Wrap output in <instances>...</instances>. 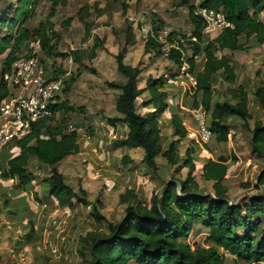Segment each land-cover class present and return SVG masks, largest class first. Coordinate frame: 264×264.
I'll list each match as a JSON object with an SVG mask.
<instances>
[{
    "label": "trees",
    "instance_id": "16d2710c",
    "mask_svg": "<svg viewBox=\"0 0 264 264\" xmlns=\"http://www.w3.org/2000/svg\"><path fill=\"white\" fill-rule=\"evenodd\" d=\"M49 1L50 12L35 34L27 23L40 0H17L11 16H0V102L9 93L3 74L10 71L20 56L26 55L21 53V49L31 39H40L42 54L69 56V52L54 51L51 40L55 33L49 22L54 9L66 6L69 0ZM198 6L221 10L232 27L224 28L216 37L209 39L202 33L201 18L192 13L195 6H188L190 36L197 39V42L188 41L191 52L185 58L190 71L196 76L190 107L204 106L209 115V128L215 141L220 143L227 142L231 134L232 126L227 122L229 118H238L246 123L249 147L263 160L253 184L257 192L243 203L229 202L225 185L229 159L223 155L209 158L201 166L202 176L212 181L214 194H196L190 190L194 184V147L188 144L180 155L175 140H171L165 149L162 148L159 114L168 107L167 92L163 89L162 77L148 76L145 85L140 88V70L124 62L127 45L132 44L134 38L133 28L128 24L124 45L115 55L116 69L124 81L107 82L110 88L119 91L115 108L120 115L112 121L127 127L126 135L115 143L119 147L141 148L142 161L152 170L157 167L156 157L162 154L169 164L176 165V172L180 169V161L188 171L183 180H168L159 193L152 194L149 203L138 199L134 191H128L131 203L124 207V214L119 220L106 222L108 233L93 229L78 237L76 253L79 260L75 264H264V124L255 121L251 127L247 125L252 116L243 86H237L234 104L213 98V82L217 75L229 84L237 80L231 59L216 53L224 49L245 51L254 45L264 44V18L261 16L264 0H199ZM87 15L88 7L84 6L79 10L78 17L83 20ZM160 27L162 24L158 22L150 27V31L155 33ZM177 35L187 38L184 34L170 32L171 37ZM143 49L146 53L154 51L157 55L161 54L157 40L150 33L146 35ZM72 54L77 59V51ZM197 58H200V65ZM171 60L176 66L181 64L177 49H172ZM56 72L62 70L53 69L54 76ZM74 79L71 77L70 81ZM67 80L64 81L63 91L66 90ZM143 92L149 95L143 106H151L152 109L140 113L136 111L135 101ZM254 95L264 104V87L255 90ZM54 110H61L64 114L74 109L62 101L54 104ZM169 122L172 134L178 140L187 136L181 114L172 113ZM66 125L64 118L57 120L55 116L36 123L29 135L12 144L16 145L18 152L5 159L0 158V179L14 180L22 191L29 186V191L37 179V175L29 169L30 162L35 159L49 167L48 175L41 182L58 207L72 208L75 201L86 204V200L76 194L56 167L64 157L81 151L77 132H66ZM130 161L129 156H123L125 164ZM96 203L97 200L91 204V214L96 222H100L103 216L98 213ZM197 225L206 229L209 245L193 247L187 241ZM38 233L32 219L28 218L27 230L21 235L20 244L31 245L38 238ZM224 252L232 256L230 262H227ZM42 259V262L34 264H60L46 256Z\"/></svg>",
    "mask_w": 264,
    "mask_h": 264
},
{
    "label": "rangeland",
    "instance_id": "374dc122",
    "mask_svg": "<svg viewBox=\"0 0 264 264\" xmlns=\"http://www.w3.org/2000/svg\"><path fill=\"white\" fill-rule=\"evenodd\" d=\"M16 2L0 0V16H11ZM198 4L199 0H69L66 6L54 9L49 19L55 33L51 44H54L55 52H69V56L64 58L45 53L42 58L48 65L68 66L70 73L66 77L68 80L61 102L64 101L74 110L64 114L59 110L55 118H64L67 123L76 125L82 151L63 158L56 167L76 194L86 200V204L75 201L72 208L58 207L47 194L46 185L41 182L48 175L49 167L35 159L30 162L29 169L37 175V179L29 191V186L27 192H23L15 181L0 179V264H34L42 262V256L60 264H75L79 260L76 253L78 237L93 229L108 233L106 222L119 220L124 214V207L131 203L128 191H134L138 199L149 203L152 194L159 193L168 180L186 178L188 168L181 166V161L178 163L180 169L176 172V165L169 164L159 154L156 157L157 167L152 170L142 161L141 148L126 153L115 143L126 135L127 127L112 121V118L120 115L115 108L119 91L110 88L107 82L124 81L116 69L115 55L124 45L128 24L133 28L134 38L132 44L127 45L124 62L140 70V88L145 85L148 76L162 77L163 89L167 92L168 107L159 114L162 148L165 149L171 140H175L180 155H183L188 144L194 147V184L190 190L196 194H214L212 181L202 176L201 166L205 160L223 155L229 159L225 178L229 202L243 203L257 192L253 184L263 160L249 147L246 123L238 118H229L227 122L233 124H230L232 132L225 143L215 141L214 137L207 144L197 142L194 125L193 130H187L184 139L178 140L172 134L169 112L181 110L179 102L186 95L191 101V93L187 91L184 81L183 84L179 83L178 68L170 58L157 55L154 51L146 53L143 49L146 39L143 29L158 22L171 31L187 36L191 31L188 6ZM84 6L88 7L89 15L80 20L78 12ZM50 8L49 0H40L27 23L33 34L46 21ZM261 16L264 18V11ZM84 43L86 47L82 48ZM27 48L28 44L21 49V53H25ZM73 51H77V59ZM216 54L231 59L237 80L229 84L217 75L213 82L214 100L234 104L237 86L241 85L247 94L252 116L247 125L251 126L255 119L264 124V104L254 95L255 90L264 87V45H254L245 51L224 49ZM69 57L71 63H68ZM197 61L200 65V58ZM71 77L75 79L70 81ZM148 97L147 92L137 97V112L152 109L151 106H143ZM190 117L189 114L186 119L190 120ZM191 135H194L193 144ZM16 151V145L1 148L0 158H8ZM124 155L131 158L129 163L123 162ZM79 189L84 192L81 193ZM95 200L97 211L103 216L100 222H96L91 214V204ZM27 211L32 213L28 214ZM26 216L31 217L39 232L31 245L20 244V237L27 230ZM206 237V229L197 225L187 241L193 247L207 246L210 243ZM224 255L230 262L232 256L226 252Z\"/></svg>",
    "mask_w": 264,
    "mask_h": 264
},
{
    "label": "built area",
    "instance_id": "2783aa9c",
    "mask_svg": "<svg viewBox=\"0 0 264 264\" xmlns=\"http://www.w3.org/2000/svg\"><path fill=\"white\" fill-rule=\"evenodd\" d=\"M195 16L201 18L202 33L212 39L224 28L232 27L221 10L195 6L192 10ZM145 35L150 33L158 42L161 54L171 59L172 49H177L182 61L178 68V76L185 82L187 91L193 93L196 87V76L189 69L186 55L191 52L189 42H197L195 36H170L171 30L162 26L155 33L150 28H144ZM86 47V43L82 48ZM26 55L20 56L10 71L3 74V80L9 90L8 95L0 102V149L14 144L29 135L33 126L44 119L55 116L54 104L61 102L64 81L69 75V69L58 65H48L42 58V47L39 38L31 39ZM72 60L69 57L68 63ZM61 67V68H60ZM60 68L62 72L53 75V69ZM189 114L194 123L196 141L207 144L213 137L208 125L209 115L202 104L189 108ZM66 132L77 131L73 122H68Z\"/></svg>",
    "mask_w": 264,
    "mask_h": 264
},
{
    "label": "crops",
    "instance_id": "0c3cea01",
    "mask_svg": "<svg viewBox=\"0 0 264 264\" xmlns=\"http://www.w3.org/2000/svg\"><path fill=\"white\" fill-rule=\"evenodd\" d=\"M264 44H262V45H260V46H263ZM254 46H252V47H250L249 49H252ZM249 49H247V50H249ZM179 83L180 84H183V81H179ZM183 89V88H182ZM181 90V88L179 87L178 88V91H180ZM184 93V92H183ZM184 95V94H183ZM186 95V94H185ZM184 97V96H183ZM182 97V100L179 102L180 103V109L181 110H179L177 113H179V114H181L182 116H183V123H184V125H185V127H186V129L188 130H193L192 128H193V125H194V123H193V120H192V118L190 117V120L187 118L186 119V116H188L189 115V108H190V104H191V101L188 99V95H186V97H184L183 98ZM183 103V104H182ZM173 110H175V108H173ZM175 111H173V112H169V113H174ZM255 121H260V120H258V119H255L254 120V122ZM191 122V123H190ZM253 122V123H254ZM253 123H252V125H253ZM230 124H232L231 122H230ZM233 125V124H232ZM251 125V126H252ZM249 127H251L250 125H248ZM231 132H232V129H231ZM191 137V139L193 140V137H194V135H191L190 136ZM229 137H230V135H229ZM122 149H123V151H126V153H130L132 150H134V149H136V148H128V147H121ZM16 152H18V150L16 151ZM80 153H82V151L81 152H79L78 154H80ZM72 155H68V156H66V157H71ZM65 158V157H64ZM9 180H11V181H14V180H12V179H9ZM24 192V191H23ZM25 192H27V191H25ZM52 199V198H51ZM52 201H53V199H52ZM27 213L28 214H31L32 212L31 211H27ZM28 218H31V217H29V216H26V219L28 220Z\"/></svg>",
    "mask_w": 264,
    "mask_h": 264
}]
</instances>
